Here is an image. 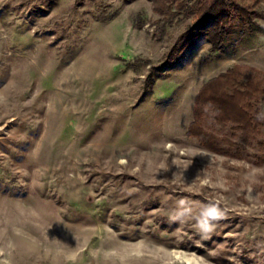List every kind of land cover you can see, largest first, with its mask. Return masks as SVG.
<instances>
[{
  "label": "rangeland",
  "instance_id": "rangeland-1",
  "mask_svg": "<svg viewBox=\"0 0 264 264\" xmlns=\"http://www.w3.org/2000/svg\"><path fill=\"white\" fill-rule=\"evenodd\" d=\"M184 13L0 0V261L264 264L263 153L230 128L228 154L188 134L210 79L264 72V2L248 17L230 9L219 50ZM181 199L223 217L208 233L172 221Z\"/></svg>",
  "mask_w": 264,
  "mask_h": 264
},
{
  "label": "trees",
  "instance_id": "trees-1",
  "mask_svg": "<svg viewBox=\"0 0 264 264\" xmlns=\"http://www.w3.org/2000/svg\"><path fill=\"white\" fill-rule=\"evenodd\" d=\"M153 2L155 11L169 20L184 12H194L196 30L205 33L213 49L219 50L223 48L226 28L230 24V9L248 17L251 9L264 0H197L195 10H191L182 0ZM263 99L264 72L237 64L210 79L201 89L195 101L194 120L188 134L197 138L206 149L228 154L238 143L220 131L230 128L232 133H240V147H251L264 155V117L260 116L259 107ZM207 118L213 121L215 129L206 123Z\"/></svg>",
  "mask_w": 264,
  "mask_h": 264
},
{
  "label": "clouds",
  "instance_id": "clouds-1",
  "mask_svg": "<svg viewBox=\"0 0 264 264\" xmlns=\"http://www.w3.org/2000/svg\"><path fill=\"white\" fill-rule=\"evenodd\" d=\"M223 212L216 204L204 205L200 208L198 213H194L193 209L186 206V201L181 199L177 208L173 211L170 219L172 221L183 223L186 220L194 219L195 227L202 233L212 231L213 222L221 219ZM0 264H8V262L0 261Z\"/></svg>",
  "mask_w": 264,
  "mask_h": 264
}]
</instances>
